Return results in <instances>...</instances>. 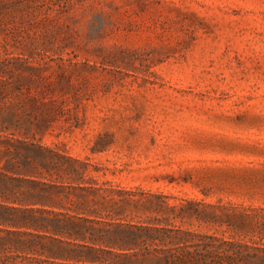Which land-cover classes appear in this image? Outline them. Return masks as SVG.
I'll list each match as a JSON object with an SVG mask.
<instances>
[{
	"label": "rangeland",
	"instance_id": "374dc122",
	"mask_svg": "<svg viewBox=\"0 0 264 264\" xmlns=\"http://www.w3.org/2000/svg\"><path fill=\"white\" fill-rule=\"evenodd\" d=\"M16 40L50 51L18 63L58 90L42 143L99 169L106 221L264 245V0H0V54Z\"/></svg>",
	"mask_w": 264,
	"mask_h": 264
},
{
	"label": "trees",
	"instance_id": "16d2710c",
	"mask_svg": "<svg viewBox=\"0 0 264 264\" xmlns=\"http://www.w3.org/2000/svg\"><path fill=\"white\" fill-rule=\"evenodd\" d=\"M33 9L39 8L25 10ZM36 45L16 40L20 55L0 54V234L9 237L0 239V262L14 248L58 264H107V255L121 260L141 255L154 264H264V245L256 242L106 221L99 208L108 207L97 198H112L115 190L85 179L90 167L99 169L42 143L61 109L50 78L35 66L18 65L36 54L42 60L49 56L48 48L39 51Z\"/></svg>",
	"mask_w": 264,
	"mask_h": 264
}]
</instances>
